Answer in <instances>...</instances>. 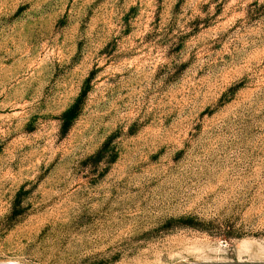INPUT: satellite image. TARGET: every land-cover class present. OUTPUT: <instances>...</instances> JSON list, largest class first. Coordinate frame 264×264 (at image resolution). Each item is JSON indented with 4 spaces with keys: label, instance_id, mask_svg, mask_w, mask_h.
I'll list each match as a JSON object with an SVG mask.
<instances>
[{
    "label": "rangeland",
    "instance_id": "rangeland-1",
    "mask_svg": "<svg viewBox=\"0 0 264 264\" xmlns=\"http://www.w3.org/2000/svg\"><path fill=\"white\" fill-rule=\"evenodd\" d=\"M9 259L264 264V0H0Z\"/></svg>",
    "mask_w": 264,
    "mask_h": 264
},
{
    "label": "trees",
    "instance_id": "trees-1",
    "mask_svg": "<svg viewBox=\"0 0 264 264\" xmlns=\"http://www.w3.org/2000/svg\"><path fill=\"white\" fill-rule=\"evenodd\" d=\"M80 108V95L73 104L62 114L61 128L64 130L75 118Z\"/></svg>",
    "mask_w": 264,
    "mask_h": 264
},
{
    "label": "built area",
    "instance_id": "built-area-1",
    "mask_svg": "<svg viewBox=\"0 0 264 264\" xmlns=\"http://www.w3.org/2000/svg\"><path fill=\"white\" fill-rule=\"evenodd\" d=\"M8 264H26V263H23V262H20V261H12Z\"/></svg>",
    "mask_w": 264,
    "mask_h": 264
},
{
    "label": "bare ground",
    "instance_id": "bare-ground-1",
    "mask_svg": "<svg viewBox=\"0 0 264 264\" xmlns=\"http://www.w3.org/2000/svg\"><path fill=\"white\" fill-rule=\"evenodd\" d=\"M12 261H15V260H11V259H9V260H6V261H4V262H2V263H0V264H8V263H10V262H12Z\"/></svg>",
    "mask_w": 264,
    "mask_h": 264
}]
</instances>
